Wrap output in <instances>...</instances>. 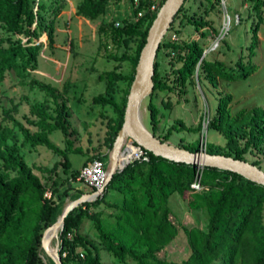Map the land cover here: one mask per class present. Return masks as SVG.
<instances>
[{
  "label": "trees",
  "instance_id": "obj_1",
  "mask_svg": "<svg viewBox=\"0 0 264 264\" xmlns=\"http://www.w3.org/2000/svg\"><path fill=\"white\" fill-rule=\"evenodd\" d=\"M67 1L0 0V81L9 70H15L19 77L24 78L38 68L44 44L54 47L55 19ZM110 1L77 0L75 13L95 20L106 13ZM185 1L168 31L173 29L177 32L174 22L183 11L182 15L202 38L209 30L217 35L219 27L206 15L210 10H219L221 0H200L204 14L185 13ZM246 1L251 3L257 20L251 25L252 35L247 45L249 59L244 61L241 55L235 63V70L227 69L223 59L203 55L205 45L200 39L178 41L167 36L162 38L156 56L162 46L167 47L171 56L170 66L162 74L155 59L153 88L147 102L151 130L158 137L167 140L175 128L198 131L201 123L191 126L178 119L163 137L157 134L155 127L159 122L160 109L153 100L156 90L172 91L181 87L187 91V84H195V74L200 83L201 79H206L215 86L219 78H242L256 69L257 65L250 61V57L256 53L264 0ZM128 3L131 16L103 19L98 29V52L117 61L113 68L99 73L104 81L103 90L92 96L93 102L108 104L115 113L109 117L105 133V141L110 147L123 120L126 96L140 49L157 12V9H148L149 0H140L137 6L133 5V0H128ZM138 9H142L143 14L133 19L132 15L135 16ZM43 33L47 35L46 41L37 40ZM122 46L132 48V51L120 52ZM126 59L131 69L124 73L120 68ZM118 79L124 81L125 86L117 99L114 93ZM38 85L52 98L53 106L48 100L31 103L25 121L3 109L5 118L12 124L0 127V264H55L41 246L43 229L57 219L65 205L66 195L74 199L84 192L81 185L73 183L79 170H73L70 177L62 180L53 179L47 187L20 152L16 130L23 136L22 143L44 145L63 157L49 169L55 174L58 164L64 172H69L68 152L81 151L80 147L73 146L69 137L76 130L70 127V108L61 96L62 92L47 82H38ZM62 90L67 91V86ZM232 98L230 92L217 97L215 113L207 125L220 131L224 138L223 146L209 142L205 150L249 160L247 154L250 152L258 150L264 153V105L243 106L233 111ZM27 124L35 126L34 129ZM54 130L63 133L64 145L50 138ZM179 145L191 150L199 148L198 139L191 145ZM143 149L148 159L135 158L127 162L112 174L101 194L93 200L82 201L64 217L56 237L63 264H104L101 249L122 263L131 259L134 264H210L214 260L217 264H264L263 184L229 169L203 165L201 187L194 189L190 182L196 174L197 164L168 159ZM96 156L106 164L107 152H98L89 160ZM249 161L264 170L260 159ZM46 190L50 191L49 196L45 195ZM186 191L204 198L207 218L203 226L186 225L169 205L172 193L184 194ZM112 192L115 197L108 198ZM101 202L117 209L113 214V226L104 223L100 210H91L92 205ZM85 218L92 221L98 241L81 231ZM180 230L187 237L189 252L179 261L169 260L166 245Z\"/></svg>",
  "mask_w": 264,
  "mask_h": 264
},
{
  "label": "rangeland",
  "instance_id": "obj_2",
  "mask_svg": "<svg viewBox=\"0 0 264 264\" xmlns=\"http://www.w3.org/2000/svg\"><path fill=\"white\" fill-rule=\"evenodd\" d=\"M70 1L66 2L65 7L55 19L54 47L49 48L44 44L38 58V68L24 78L19 77L15 70H9L5 73L3 80L0 81V127L12 124V121L4 116V108L8 109L15 117L25 121L24 117L29 115L31 103H43V101L48 100V103L53 106L52 98L39 87L38 82H47L56 86L69 105L70 127H75L76 130L69 137L73 140V146L80 147L81 151L80 153L68 152L71 166L67 173L63 171L60 164L57 165L55 174L54 170H49L56 161L63 158L60 154L44 145L22 143L23 136L19 130H16L22 156L47 187L53 179L62 180L65 177H70L73 170H79L83 164L89 161L91 156H95L98 152L109 154L111 150L105 141V133L107 121L115 113L110 105L93 102L92 96L103 90L104 81L100 79L99 73L113 68L117 61L107 59L98 52V29L103 19L131 16L128 0H111L106 13L95 20L76 14L75 2L77 0H72L71 3ZM184 5L185 13L204 14V6L200 0L197 2L186 0ZM182 12L174 22V28L177 29V32L173 29L167 30L164 36L178 41L193 38L202 40L205 45V56L223 59L225 67L230 70L236 69L235 63L241 55L244 61L249 59L247 45L252 35L251 25L257 20V15L249 1L223 0L219 10L207 12L206 17L213 19V24L219 27V32L215 35L209 30L204 38L191 23L187 22ZM262 17L263 21L257 30L256 53L250 57V61L256 63V69L242 78H219L215 86L206 79H201L200 83L197 74H195V84L194 86L187 84V91H183L181 87L172 91L156 90L153 100L160 109L159 122L155 127L157 134L163 137L170 125L178 119L191 126H196L200 122L201 127L198 131L172 129L167 140L176 145H191L198 139V146L201 149H205L209 142L223 146L224 138L220 131L207 126L215 113L217 97L226 92L232 93L231 107L233 111L243 106L264 105V11ZM132 18L136 19L134 15ZM46 37V33H43L37 40L46 41ZM71 42H73L72 45ZM123 50L131 52L132 48L122 46L119 51L123 52ZM167 51L168 48L162 46L155 57L159 62V69L162 74L170 66L171 56ZM121 65L120 71L124 73L131 69L127 59L122 61ZM115 83L114 94L118 99L122 94L125 82L118 79ZM64 86H67V91L62 90ZM148 98L149 95L141 103L142 121L151 130L147 109ZM27 125L33 129L35 127L32 124ZM50 138L59 145H64V135L61 131L54 130L50 133ZM129 139L131 140L130 137ZM126 143H123L121 151L125 150ZM133 144L137 145L135 141ZM247 157L249 160L260 159L261 164L264 165V153L262 151L255 150L248 153ZM73 183L81 185L84 193L95 191L87 182L78 177ZM113 195L115 197L113 192L108 194V198L113 197ZM92 197L94 196L89 195L87 200H93ZM70 200L71 196L66 195L65 203ZM169 205L186 225H204L207 210L202 196L191 191H186L184 194L174 192L169 198ZM90 208L91 210H100L104 223L107 226H113L115 223L113 214L117 211L115 207L101 202L92 205ZM81 231L98 241L97 232L90 219L85 218L82 221ZM55 244L56 237H53L50 246L54 247ZM166 249L169 260L179 261L185 258L189 248L184 231L180 230L168 242ZM100 254L104 264H134L131 259L122 263L105 249H101ZM210 264H217V261L214 260Z\"/></svg>",
  "mask_w": 264,
  "mask_h": 264
},
{
  "label": "water",
  "instance_id": "obj_3",
  "mask_svg": "<svg viewBox=\"0 0 264 264\" xmlns=\"http://www.w3.org/2000/svg\"><path fill=\"white\" fill-rule=\"evenodd\" d=\"M183 2L184 0H163L157 9L154 20L148 28L146 39L140 49L135 64L134 75L126 96L123 120L108 154V161L106 164L107 176L104 186L101 190H95L91 193L83 192L78 197L65 203L57 219L43 229L41 246L55 264H63L62 258L58 252V242H56L54 247H51L50 237L46 235V233L52 229V234L55 235L54 237H57L58 233L56 229L62 228L64 217L68 212L82 201L87 200L89 195H93L94 197L92 198L94 199L97 195L102 193L112 174L122 169L126 163L130 161L128 160L124 162L123 165H119L115 160L116 152L121 150L123 141L126 137H130L138 146L150 150L156 155H161L165 158L177 161L229 169L264 185V170L253 162L224 153L208 152L201 148L191 150L173 144L168 140L158 137L152 130L148 129L143 123L142 117H140L141 103L143 99L150 94L153 88L152 76L157 49ZM221 2H223V0H221ZM203 55H205V51Z\"/></svg>",
  "mask_w": 264,
  "mask_h": 264
},
{
  "label": "built area",
  "instance_id": "obj_4",
  "mask_svg": "<svg viewBox=\"0 0 264 264\" xmlns=\"http://www.w3.org/2000/svg\"><path fill=\"white\" fill-rule=\"evenodd\" d=\"M140 0H133V5L137 6L139 5ZM160 6V0H149V3L147 5L148 9L153 11L158 9ZM143 14L142 9H138L137 13L135 15V18H138ZM137 146V149L135 150V155L130 158L129 160L140 158V159H148V156L145 153V150L141 146ZM202 166L200 164H197V171L194 175L192 181L190 182V186L194 189H199L201 187V170ZM107 176L106 171V164L100 157H93L88 162L83 164V166L79 169V173L77 177L85 182H87L94 190H101V188L105 184ZM101 194V193H100ZM45 195L49 196L50 191L46 190Z\"/></svg>",
  "mask_w": 264,
  "mask_h": 264
},
{
  "label": "bare ground",
  "instance_id": "obj_5",
  "mask_svg": "<svg viewBox=\"0 0 264 264\" xmlns=\"http://www.w3.org/2000/svg\"><path fill=\"white\" fill-rule=\"evenodd\" d=\"M143 109H141L140 106V117H142ZM127 142V143H126ZM134 142V141H133ZM132 139L130 140L129 137H126L123 141V143L127 144L124 151H117L115 155L116 163L119 165H123L124 162L128 161L130 158H132L135 155V150L137 149V146L133 144ZM59 230V229H58ZM58 230L56 229V232L58 233ZM50 237V240L55 236L52 234V229L46 234Z\"/></svg>",
  "mask_w": 264,
  "mask_h": 264
},
{
  "label": "crops",
  "instance_id": "obj_6",
  "mask_svg": "<svg viewBox=\"0 0 264 264\" xmlns=\"http://www.w3.org/2000/svg\"><path fill=\"white\" fill-rule=\"evenodd\" d=\"M70 3H71V1H70Z\"/></svg>",
  "mask_w": 264,
  "mask_h": 264
}]
</instances>
